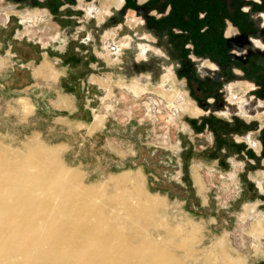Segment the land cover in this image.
I'll return each mask as SVG.
<instances>
[{
  "label": "rangeland",
  "instance_id": "obj_1",
  "mask_svg": "<svg viewBox=\"0 0 264 264\" xmlns=\"http://www.w3.org/2000/svg\"><path fill=\"white\" fill-rule=\"evenodd\" d=\"M112 1L0 0L1 23L22 22L1 58L0 148L41 150L47 174L101 196L142 177L183 264H264V0Z\"/></svg>",
  "mask_w": 264,
  "mask_h": 264
},
{
  "label": "bare ground",
  "instance_id": "obj_2",
  "mask_svg": "<svg viewBox=\"0 0 264 264\" xmlns=\"http://www.w3.org/2000/svg\"><path fill=\"white\" fill-rule=\"evenodd\" d=\"M130 87L135 97L147 92V86L136 81ZM164 91L170 94V108L177 93ZM190 111L202 112L196 107ZM106 117L96 114L95 123L102 124ZM39 152L34 149L18 158L0 148V264H183L168 247L183 246L187 240L173 243V230H159L158 204L144 191L142 177L126 173L121 196H101L47 174Z\"/></svg>",
  "mask_w": 264,
  "mask_h": 264
},
{
  "label": "crops",
  "instance_id": "obj_3",
  "mask_svg": "<svg viewBox=\"0 0 264 264\" xmlns=\"http://www.w3.org/2000/svg\"><path fill=\"white\" fill-rule=\"evenodd\" d=\"M123 1H124V4L127 2V0H123ZM113 3H112L113 5H116L115 3H117V2L115 1ZM122 4H123V2H122ZM12 17H15V14L10 13V18L8 20H5L4 23H1V21H0V52H1V50H3V52H4V53L0 54V71H3L5 69V68L1 69V58L3 56H5V57H7V56H9V57L10 56H12V57L18 56L17 46H18L19 42L22 40V38H20L21 30L18 29V27H17V25L22 24V22L21 21L18 22V20H16L15 18L12 19ZM105 22H106V20H105ZM105 22L102 21V23H105ZM79 23H83L82 20H80ZM101 24H99V25H101ZM88 34H89L88 40H90L92 37V32H89ZM59 35L60 34L56 35V37H53V38L58 39ZM59 39H60V37H59ZM57 41H59V40H57ZM49 46H50V43L48 46H44V44H41L42 50L40 52V57L42 59L41 60L42 63L40 64L39 68H41L47 60V59H45V55H46V57L50 56V51L52 49H49ZM66 47H67V44H64L62 46V50L59 49V52L62 53ZM94 56L97 57L96 54ZM98 64H99L98 61H90L91 68H93V65H98ZM64 102H66V100Z\"/></svg>",
  "mask_w": 264,
  "mask_h": 264
},
{
  "label": "clouds",
  "instance_id": "obj_4",
  "mask_svg": "<svg viewBox=\"0 0 264 264\" xmlns=\"http://www.w3.org/2000/svg\"><path fill=\"white\" fill-rule=\"evenodd\" d=\"M138 2L143 3V2H145V0H138ZM256 2L259 3L260 0H256ZM242 11L247 12V11H248V8H247V7H244V8L242 9ZM153 15H155V13H153ZM260 15H261V16H264V13H261ZM157 18H159V17H157ZM141 23H143V21H141ZM203 63H204L205 65H208V66L211 67V68H215V65H211V64H209V62H208L207 60H205ZM233 71L236 72L238 75H242V73H241L238 69H233ZM253 87H254V86H253ZM218 115H220V114L218 113ZM208 138H209V142H211V134H209V137H208Z\"/></svg>",
  "mask_w": 264,
  "mask_h": 264
},
{
  "label": "flooded vegetation",
  "instance_id": "obj_5",
  "mask_svg": "<svg viewBox=\"0 0 264 264\" xmlns=\"http://www.w3.org/2000/svg\"><path fill=\"white\" fill-rule=\"evenodd\" d=\"M242 38L241 39H233L231 41V46L234 48V49H237L240 45V42H241ZM221 62H223V60L221 59Z\"/></svg>",
  "mask_w": 264,
  "mask_h": 264
},
{
  "label": "trees",
  "instance_id": "obj_6",
  "mask_svg": "<svg viewBox=\"0 0 264 264\" xmlns=\"http://www.w3.org/2000/svg\"><path fill=\"white\" fill-rule=\"evenodd\" d=\"M154 1H156V0H150V2H154ZM201 21V20H200Z\"/></svg>",
  "mask_w": 264,
  "mask_h": 264
}]
</instances>
